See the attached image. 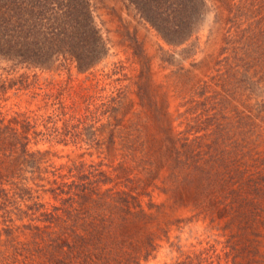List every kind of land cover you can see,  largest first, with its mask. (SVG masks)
Returning <instances> with one entry per match:
<instances>
[{
    "label": "rangeland",
    "instance_id": "obj_1",
    "mask_svg": "<svg viewBox=\"0 0 264 264\" xmlns=\"http://www.w3.org/2000/svg\"><path fill=\"white\" fill-rule=\"evenodd\" d=\"M0 264H264V0H0Z\"/></svg>",
    "mask_w": 264,
    "mask_h": 264
}]
</instances>
